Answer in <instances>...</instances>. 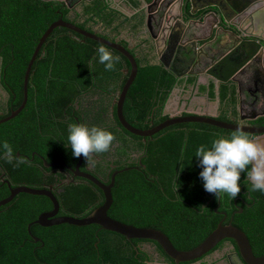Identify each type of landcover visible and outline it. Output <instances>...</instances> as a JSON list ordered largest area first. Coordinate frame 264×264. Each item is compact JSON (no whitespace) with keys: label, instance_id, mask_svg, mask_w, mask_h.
<instances>
[{"label":"trees","instance_id":"16d2710c","mask_svg":"<svg viewBox=\"0 0 264 264\" xmlns=\"http://www.w3.org/2000/svg\"><path fill=\"white\" fill-rule=\"evenodd\" d=\"M130 3L137 7L135 1ZM81 7L77 22H70L63 16L67 9L56 2L0 0V85L10 93L11 103V110L2 118L20 106L27 64L39 38L53 22L62 18L88 33L98 29L101 34L97 36L109 41H113L112 34H120L128 25L132 32L143 27V15L128 18L112 8L108 0H91ZM121 45L127 48L126 44ZM100 46L104 45L61 27L47 37L31 68L25 107L15 118L0 124V142L7 141L15 155L19 153L16 156L24 161L14 166L0 160V174L4 173L10 187L41 189L42 185L57 183L67 172L66 167L74 168L78 161L70 146L66 147L68 126L96 125L111 131L115 139L109 151L94 154L100 160H90L93 161L90 174L108 184L114 171L128 168L114 179L112 205L107 212L110 218L161 231L175 249L188 251L216 228L223 218L221 213H225L223 224L231 221L246 235L253 254L263 256L264 194L251 190L247 172L253 165L241 173L238 181L241 190L233 200L225 194L207 192L199 177L202 169L194 156L196 148L201 144L210 146L213 139L232 131L201 123H182L143 139L120 126L115 105L111 119L99 113L94 122L89 121L87 114L83 119L80 117L82 108H88L89 115L97 107L106 114L103 100L116 99L127 79V74L121 72L129 70L126 58L104 46L118 57L114 70L105 71L98 62ZM145 48L146 52L139 46L129 50L135 58L137 73L122 109L127 123L139 130L151 129L166 120L162 116L165 100L171 89L182 82L151 55L152 45ZM195 82L196 77L189 76L186 84ZM198 88L201 92L208 89V97L215 98L213 84ZM218 91L219 104L230 108L234 119L223 110L217 120L236 124L234 84H222ZM95 95L103 99L93 100ZM249 124L264 126V115ZM248 136L257 144V135ZM39 156L48 164L64 166L45 168ZM256 166H264V160ZM80 170L84 171L83 165ZM75 180L77 183L62 186L59 193L56 188L52 191L59 204L58 216L81 219L103 203L102 192L96 186L84 179ZM8 195L9 188L0 182V201ZM51 209L48 198L23 193L0 207V264H147L151 257L145 243L152 244L165 262L174 264L158 244L127 240L97 225L63 224L48 228L32 225L31 235L40 239L34 242L28 234V224ZM239 209L242 212L238 214Z\"/></svg>","mask_w":264,"mask_h":264},{"label":"water","instance_id":"95a60500","mask_svg":"<svg viewBox=\"0 0 264 264\" xmlns=\"http://www.w3.org/2000/svg\"><path fill=\"white\" fill-rule=\"evenodd\" d=\"M138 1L143 14V28L149 35L157 62L167 68L177 79L182 78L184 80L183 87L181 89L176 88L174 91L183 93L186 96L185 98H177V102L173 103L175 106H180L182 111L187 107L191 96L196 93L195 84L189 88H185L187 78L193 75L199 76L203 73L211 76L215 90H217L220 84L231 83L236 86L239 94L240 82L237 77L253 62L256 63V67H253V70L258 71L262 78V94L264 96V0ZM209 18H211L212 23L209 22ZM58 27L94 40L117 51L126 58L129 70H124V73L127 74V79L115 99V116L120 126L128 133L145 139L151 138L163 129L175 124L201 123L228 131L239 128L248 135H264V126L254 127L227 123L207 114H188L176 117L175 113L169 108L163 112V116L169 115V118L151 129L139 130L132 127L124 119L122 113L126 93L137 73L135 58L129 53L130 48H124L116 42H111L85 32L61 19L50 24L39 38L24 73L22 102L16 110H13L7 117L1 119L0 124L15 118L25 107L28 78L32 65L47 37ZM166 57H169L171 62L167 63ZM175 63L181 65L183 69L181 73L177 71ZM245 80H251L250 73L245 76ZM181 99L182 102L179 103ZM259 115H264V113L253 114L246 119L255 120ZM77 159L78 161L73 169L66 168L73 176L87 180L96 186L103 196V203L81 219L58 216L59 204L52 194L51 188L35 189L26 186L11 188L10 184L7 181L5 182L9 188V195L0 201V207L7 205L21 193L46 197L52 204L50 211L41 213L35 221L29 223L27 226L28 234L34 242H40V239L31 235L30 227L32 225L44 228L63 224L76 227L97 225L100 229L116 233L127 240H146L158 244L174 264L194 262L208 254L223 240H232L234 242L237 248L235 254L237 264H264V255L256 257L253 254L248 238L240 229L233 226L231 221L226 225L223 224L226 219L225 213H221L223 218L216 228L198 246L188 251L175 249L170 240L161 231L126 225L110 218L107 212L112 205L111 189L114 185V179L118 174L127 171L128 168L114 171L109 178V183L105 184L88 172H80L79 168L82 164L83 155ZM43 164L47 168L55 165L64 166L62 163L50 165L44 160ZM215 212H217L216 209ZM241 212V209L236 211L238 214Z\"/></svg>","mask_w":264,"mask_h":264},{"label":"flooded vegetation","instance_id":"af4514ba","mask_svg":"<svg viewBox=\"0 0 264 264\" xmlns=\"http://www.w3.org/2000/svg\"><path fill=\"white\" fill-rule=\"evenodd\" d=\"M43 1H52V2H56V3L61 4L64 9L65 8L67 9V12H65V14L63 15L64 18L70 22H77L76 21V15H79L81 13L82 4L87 3L91 0H43ZM57 13L61 14V12H59V11ZM61 16H62V14H61ZM60 19L62 20V18H60ZM69 24H71V23H69ZM142 29H143V27L136 30V32H132L130 25H128V26H126V29L124 31H122L120 34H118V35L112 34L110 36V38L113 41H111V42H116L119 45L124 43V44H126L127 49H128V47L130 49H132V48L134 49L136 46H139L141 48V51L143 50L142 52H146V50H144V48L146 46L151 45V42H150L149 38L141 35V33H142L141 31H144ZM100 32L101 31H99L98 29H94V33H91V34H94L97 36V34H101ZM143 41H146V43L142 44ZM151 55H153V53ZM175 64L174 65L177 68H179L178 72L181 73L183 71V69L181 68V65L179 63H175ZM253 67H256V63H254V62L249 64L239 74V76H240L239 77V82H240V93L239 94L237 92L236 86L234 85L235 86V96H236L235 111L237 113V117L235 118L236 124H243V125L251 126L249 124V122H251L253 120H247L246 118L252 116L253 114H263L264 113V96L262 94V92H263L262 78H261V75L258 71L253 70ZM124 70L125 69L121 70V72L123 74H125ZM251 71H252V73H251ZM248 73L251 74V80L250 81L245 80V76ZM183 85H184V80L182 79L181 83L176 84L171 89V91L169 92L168 97L165 100V103L163 105L162 116H163V112L169 108L172 112L175 113L174 115L176 117L186 116L188 114H199V115L207 114L209 116L212 115L217 119V117H219L222 114V111L226 110L227 116L231 120L234 119L233 117H231V109L230 108L226 109L223 107V105L219 104V100H218L219 87L217 88V90H215L214 85H213L214 93L216 95L214 99H210L208 97V89H206V91H204V92H201L198 88V91H197V93L199 95H202V97L205 99V101L210 104V107L211 106L213 107L211 109V111L208 110V108H205L202 106H196L194 108H189V105H187V107L182 111L180 106H175L173 103L177 102V98H185L186 95H183V93L181 94L180 92L177 93L174 91V89H176V88L181 89L183 87ZM191 85H193V84H186L185 87L189 88ZM220 85H222V84H220ZM192 96H195V95H192ZM101 99H103V97L98 96V95H95L93 97V100H96V101L101 100ZM103 102L105 104L104 108L106 107V109H107L106 114H103L99 107H97L94 111H92V114H90V115L86 112V111H88V108H86V109L82 108L81 110H79L78 107L76 106L75 109L77 111L79 110V114H80V117L82 119L85 117V114H87V118L89 119V121L91 119L94 122V120L97 117L96 113L101 114V116L103 118L108 117L109 119H111L112 118L113 105H115V99L114 98L111 99L110 102L107 101V99H104ZM181 102H182V99L179 103H181ZM82 107H88V106H87V104H82ZM10 110H11L10 93L3 86L0 85V120L3 119L2 116L7 114ZM261 116H263V115H259L258 117H261ZM163 117H166V120H167L169 118V115L163 116ZM256 142L261 148H264V137H262V135L257 137ZM16 155L19 156L20 154L17 153ZM34 156H35V154L32 153L31 157H34ZM132 156H133V158H136L135 155H132ZM92 158L95 160V162L96 161L99 162V160H100L94 154L92 155ZM40 159L42 160V163H43L44 159L42 157H40ZM92 162L93 161L87 162L86 159L83 157L81 166L83 165L84 171L80 170L81 166L79 168V171L80 172H88V173L92 172V164H93ZM52 164H54V163H52ZM43 166H44V164H43ZM55 166H57V165H55ZM51 167H53V166H51ZM51 167H48V168H51ZM45 168H47V167H45ZM71 169H73V168H71ZM66 170H67V172L63 173L64 177L60 178L57 183L42 185L43 188L44 189L51 188L52 191H54L56 188L58 190V193H59L61 191L60 189L62 186L68 185L69 183H72V182L77 183L75 179H79V177L73 176L68 169H66ZM80 179H82V178H80ZM100 179H102V178H100ZM6 181L7 180L4 179V173H1L0 174V182L5 184ZM43 188H41V189H43ZM144 248L151 257L150 258L151 262H149L150 264H168L167 262H165L163 259H161L157 255V253L155 251V247L152 244L145 243ZM236 252H237V248H236V246L232 240H223L205 256L201 257L200 259H198L194 262H190V263H186V264H237V258L235 256Z\"/></svg>","mask_w":264,"mask_h":264},{"label":"clouds","instance_id":"9594fccd","mask_svg":"<svg viewBox=\"0 0 264 264\" xmlns=\"http://www.w3.org/2000/svg\"><path fill=\"white\" fill-rule=\"evenodd\" d=\"M98 62L105 71H113L118 63L106 47L97 49ZM115 139L114 134L106 128L84 123H72L68 126L67 146H70L73 157H83L89 162L93 154L105 153L110 150ZM194 156L199 161V177L204 189L217 196L225 194L232 200L240 193L238 183L242 172L253 165L247 172L251 181V190L264 194V166H256L264 160V148L254 143L249 136L237 128L226 136H218L210 146L201 144ZM0 160L18 166L24 161L14 153L7 141L0 142Z\"/></svg>","mask_w":264,"mask_h":264},{"label":"crops","instance_id":"0c3cea01","mask_svg":"<svg viewBox=\"0 0 264 264\" xmlns=\"http://www.w3.org/2000/svg\"><path fill=\"white\" fill-rule=\"evenodd\" d=\"M108 1L111 4V7L117 9L122 15H124V16H126L128 18L133 17V16H136V15H140V16L143 15L142 14V11H141L140 3H139L138 0H108ZM130 1H135L137 3V7L134 8L132 6V4L130 3ZM209 22L212 23L211 18H209ZM142 30H144V31H141L142 32L141 35H143L144 37L149 38V35H148L147 31H145L144 28ZM212 37H213V35H212ZM200 44H202V43L200 42ZM152 56L155 59L157 58L154 49H153V55ZM165 60L167 61V63H169L170 58L169 57H166ZM156 61H157V59H156ZM178 69L179 68H177V71H178ZM194 77H196V82H195V87H196L195 88V90H196L195 92L196 93H195V96H192L191 97V100L189 101V104H188L189 105V108H194L196 106H202V107L208 108V110L211 111V109L213 107L212 106L210 107V104L207 103L205 101V99L202 97V95H199L197 93V91H198V87L199 86H205V87H207L208 84H213V80H212L211 76L206 75L204 73L201 74V75H199V76H194ZM239 77L240 76L238 75V77H237L238 80H239ZM185 88H187V87H185Z\"/></svg>","mask_w":264,"mask_h":264},{"label":"rangeland","instance_id":"374dc122","mask_svg":"<svg viewBox=\"0 0 264 264\" xmlns=\"http://www.w3.org/2000/svg\"><path fill=\"white\" fill-rule=\"evenodd\" d=\"M125 33V32H124ZM215 256V255H214Z\"/></svg>","mask_w":264,"mask_h":264}]
</instances>
